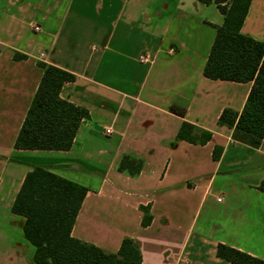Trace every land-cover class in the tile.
<instances>
[{"label": "crops", "instance_id": "1", "mask_svg": "<svg viewBox=\"0 0 264 264\" xmlns=\"http://www.w3.org/2000/svg\"><path fill=\"white\" fill-rule=\"evenodd\" d=\"M223 21L198 0H0V264H35L11 211L35 164L87 187L71 233L107 252L129 237L140 264H235L218 243L264 260V136L253 147L218 124L252 83L203 75ZM241 32L264 42V0H250ZM39 61L75 75L60 96L89 114L68 150L14 147ZM183 121L211 138L176 139ZM125 154L142 160L138 174L118 170Z\"/></svg>", "mask_w": 264, "mask_h": 264}, {"label": "trees", "instance_id": "2", "mask_svg": "<svg viewBox=\"0 0 264 264\" xmlns=\"http://www.w3.org/2000/svg\"><path fill=\"white\" fill-rule=\"evenodd\" d=\"M215 3L224 16L216 33L203 75L211 79L251 81V88L240 111L224 108L218 124L232 129V138L258 147L264 136V42L241 32L250 0H198ZM23 54H14L22 59ZM42 76L14 141L18 149L68 150L88 111L60 96L65 82L75 75L58 66L39 61ZM179 116L182 109L170 107ZM212 133L183 121L176 139L204 144ZM221 146H216L217 159ZM142 160L123 155L117 168L130 175L139 173ZM259 188L264 191V180ZM87 187L66 179L47 166L35 164L29 170L13 201L11 211L25 218L23 233L34 246L35 264H140L129 237L122 239L117 252L72 236V226L87 192ZM142 225L150 222L149 206L141 207ZM216 255L235 264H264V260L235 247L218 243Z\"/></svg>", "mask_w": 264, "mask_h": 264}, {"label": "built area", "instance_id": "3", "mask_svg": "<svg viewBox=\"0 0 264 264\" xmlns=\"http://www.w3.org/2000/svg\"><path fill=\"white\" fill-rule=\"evenodd\" d=\"M39 28H40L39 25H34V29H35V30H39ZM105 131H106L107 133H109V132H110V129H105ZM219 200H220V198H219Z\"/></svg>", "mask_w": 264, "mask_h": 264}]
</instances>
